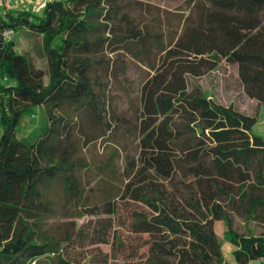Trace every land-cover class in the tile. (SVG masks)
Masks as SVG:
<instances>
[{"label":"trees","instance_id":"obj_1","mask_svg":"<svg viewBox=\"0 0 264 264\" xmlns=\"http://www.w3.org/2000/svg\"><path fill=\"white\" fill-rule=\"evenodd\" d=\"M139 1L51 0L40 12L0 11V264L48 257L71 264L62 244L72 234L59 238L48 223L58 205L50 188L57 183L68 205L80 200L87 186L78 170L88 166L80 144L113 127L105 121L108 87L97 76L108 45L122 46L152 71L140 85L135 125L127 126L136 132L137 153L126 156L115 194L104 192L100 204L87 206L92 216L126 206L132 236L119 241L121 263L223 264L214 231L220 220L238 264L264 258V231L231 227V213L264 226V139L252 132L257 116L215 101L190 79L224 59L264 103V0H189L192 21L187 16L168 44L138 28L127 10ZM23 28L42 38L47 84L3 35ZM151 39L157 63L143 59ZM39 106L46 121L34 135L18 137L23 117ZM100 125L104 133L85 129ZM116 155L98 169L114 173Z\"/></svg>","mask_w":264,"mask_h":264},{"label":"rangeland","instance_id":"obj_2","mask_svg":"<svg viewBox=\"0 0 264 264\" xmlns=\"http://www.w3.org/2000/svg\"><path fill=\"white\" fill-rule=\"evenodd\" d=\"M37 1L26 0L22 3L18 0L19 3H15L14 9L35 11L33 5ZM139 2L140 5L127 11L135 19L141 31H147L150 38L158 33L163 44H168L177 36L187 16L190 15L189 21H192L194 16L189 0H141ZM8 37L14 41L17 52L25 54L35 68L42 70L43 82L47 84L49 69L41 36L23 28ZM152 41V39L148 41L150 44L147 48L151 50L143 59L149 63H157L160 53ZM127 45L133 44L129 42ZM110 48L108 45L105 53L102 54L104 66L98 69L97 76L102 80L103 85L108 87L106 95L111 115L105 116V121H110L113 127L110 131L105 130V134L99 139L88 144H80L78 154L88 166L79 169L78 174L84 178L87 190L80 200L68 205L57 183L50 188V194L58 205L48 223L52 232L59 238L65 234H72L71 239L62 244V255L71 264H122L119 241L126 239V236H132L128 231L129 217L123 203L117 205L114 214L99 213L92 216L87 213V206L100 204L107 197L104 192L115 194L122 184L121 172L126 156H134L137 153L136 132H127V126L135 125L140 85L145 77L152 73L145 62L132 57L122 46L116 51H110ZM75 54L81 56L73 53ZM109 65L108 73L105 67ZM190 79L198 83L205 95L215 101L224 105L231 104L245 114H256L258 123L253 131L264 133V103L252 96L253 90L247 89L240 81L235 64L220 59L213 70ZM45 121L43 108L35 107L32 113L26 114L21 120L17 136L28 138L34 135ZM100 127L104 133L102 125L88 126L85 129L88 133L96 132L97 134L100 132ZM113 150H117L116 157L111 161L115 172L99 170L98 167L107 162ZM231 217L234 233L259 234L264 231V226L257 221L244 220L243 217L234 213H231ZM225 229L223 221L215 222L214 231L222 248L228 241L224 235ZM140 240L135 238L133 244ZM37 264H57V262L54 257H48L40 259Z\"/></svg>","mask_w":264,"mask_h":264},{"label":"crops","instance_id":"obj_3","mask_svg":"<svg viewBox=\"0 0 264 264\" xmlns=\"http://www.w3.org/2000/svg\"><path fill=\"white\" fill-rule=\"evenodd\" d=\"M261 105V104H260ZM259 105V106H260ZM251 114V113H250ZM258 123V119L256 121V123L253 125L252 127V132L256 135H259L261 136L263 139H264V133L263 131H253L254 129V126ZM217 222V221H215ZM215 225V224H214ZM227 239V238H226ZM227 241V240H226ZM230 243V244H229ZM225 247V249H223ZM224 247L221 248V251H222V254H223V264H238L234 257H233V251L235 249V245L233 243H231L228 239V241L224 244ZM254 261V262H253ZM247 264H262L261 263V259H253V260H250Z\"/></svg>","mask_w":264,"mask_h":264},{"label":"built area","instance_id":"obj_4","mask_svg":"<svg viewBox=\"0 0 264 264\" xmlns=\"http://www.w3.org/2000/svg\"><path fill=\"white\" fill-rule=\"evenodd\" d=\"M17 1L18 0H0V11H2V10L6 11V10L14 9V7H16V4L19 3ZM24 1H26V0H20V2H22V3H24ZM49 1H51V0H38L37 2L34 3L33 9L35 10V12H40L44 8L45 4ZM10 33H11L10 31H4L3 35L9 36ZM261 263L264 264V258H261Z\"/></svg>","mask_w":264,"mask_h":264}]
</instances>
